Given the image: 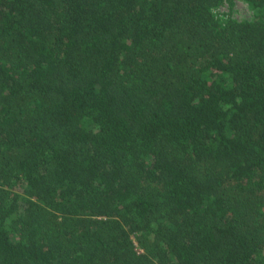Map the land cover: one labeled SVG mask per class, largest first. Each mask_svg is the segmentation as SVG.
<instances>
[{
	"label": "trees",
	"instance_id": "1",
	"mask_svg": "<svg viewBox=\"0 0 264 264\" xmlns=\"http://www.w3.org/2000/svg\"><path fill=\"white\" fill-rule=\"evenodd\" d=\"M0 0V264H264V0Z\"/></svg>",
	"mask_w": 264,
	"mask_h": 264
},
{
	"label": "rangeland",
	"instance_id": "2",
	"mask_svg": "<svg viewBox=\"0 0 264 264\" xmlns=\"http://www.w3.org/2000/svg\"><path fill=\"white\" fill-rule=\"evenodd\" d=\"M215 12L218 16H232L237 19L251 18L253 9L245 0H233L232 5L227 1L216 7Z\"/></svg>",
	"mask_w": 264,
	"mask_h": 264
}]
</instances>
